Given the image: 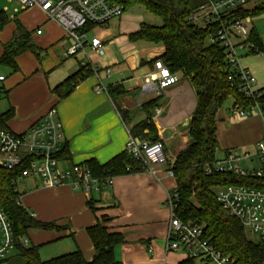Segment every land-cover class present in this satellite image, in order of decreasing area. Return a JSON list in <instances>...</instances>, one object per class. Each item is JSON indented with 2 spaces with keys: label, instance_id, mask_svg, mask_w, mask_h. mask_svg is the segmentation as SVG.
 <instances>
[{
  "label": "crops",
  "instance_id": "1",
  "mask_svg": "<svg viewBox=\"0 0 264 264\" xmlns=\"http://www.w3.org/2000/svg\"><path fill=\"white\" fill-rule=\"evenodd\" d=\"M208 1L191 0L189 9L193 11ZM261 3L252 2L246 10L252 11ZM139 6L125 11L106 26L89 31V39H101L105 47L102 56L90 46L76 56H68L70 42L64 30L47 21L37 9L25 11L39 17L32 23L35 33L30 34V42L37 48V54L25 51L15 60L16 72L11 69L13 74L10 77L0 74L5 77L0 82V100H5L0 111L12 110L14 115L7 127L21 134L55 107L64 129V156L58 160L60 169L87 164L90 160L102 165L123 154L128 140L127 129L148 122V112L152 114L151 120L169 161L176 160L190 143L187 131L182 127L189 124L197 106L195 90L180 73L175 74L179 78L177 85L161 94L145 88L146 78L156 76L155 64L161 61L165 48L132 38L143 23H156V17ZM258 17H252V30L256 32ZM12 26L15 28L14 24ZM37 28L42 30L41 35L36 34ZM11 40V37L0 40V58L4 44ZM241 65L255 76L256 89L264 90V52L244 54ZM81 67L91 73L78 81L68 97L61 99L53 93ZM98 85H102L106 92L97 93L95 88ZM110 85L123 87L124 93L116 99L119 110L107 92ZM229 100L231 106L225 108ZM229 100L217 113L219 149L221 153L236 149L252 154L264 135V118L254 114L246 119H234L231 107L235 101L233 98ZM158 111H161L159 115ZM120 112L125 114L126 123ZM144 133L148 134V130ZM153 169L154 174L143 169L115 176L110 189L95 192L91 198L68 185L48 188L41 180L25 179L19 186L21 205L37 221L63 227L61 230H30L27 239L31 243L28 245L37 246L40 251L47 244L65 239L68 243L64 246L66 252L80 250L87 260H92L94 249L87 229L106 215L107 227L125 238V244L116 248V257L123 264L181 263L185 257L166 252L170 213L164 203L169 191L176 187V180L164 175L165 166ZM89 199L99 210L96 214L87 205Z\"/></svg>",
  "mask_w": 264,
  "mask_h": 264
},
{
  "label": "trees",
  "instance_id": "2",
  "mask_svg": "<svg viewBox=\"0 0 264 264\" xmlns=\"http://www.w3.org/2000/svg\"><path fill=\"white\" fill-rule=\"evenodd\" d=\"M124 6L125 11L137 5L158 18L162 25L143 23L141 30L132 38L152 44L163 45L165 53L161 62L169 67L173 74L180 73L195 90L197 106L191 121L186 127L190 143L176 157L173 173L176 180L175 192L178 194L176 214L184 222L200 225L205 230V239L222 254L229 256L235 264H264V247L245 231L235 217L231 216L217 201V193L225 186H248L264 189V178L242 177L232 173L213 171L207 174V167L213 166L219 153L217 142V113L229 98L234 99L244 108L254 103L238 91L237 79L229 80L230 68L225 57V50L218 43L208 39L215 28H198L190 20L193 11L189 9L191 0H115ZM264 14V2L252 11L242 10L240 17H258ZM15 21L13 39L4 44L0 65L18 70L16 58L27 50L37 54V48L30 42V34L23 33L21 23L10 19L8 13H0V32ZM93 27H88V31ZM249 42L253 43L251 53L264 52V40L252 30ZM91 72L86 67L70 76L53 90L59 98L68 97L78 81ZM122 86L107 88V92L117 109L116 99L122 95ZM264 92V90H262ZM264 103V97L259 100ZM151 105V104H149ZM153 106V105H151ZM149 106L146 107L148 109ZM121 113V112H120ZM12 110L0 111V129H8L7 124L13 118ZM126 123L125 114L121 113ZM148 112V122L137 124L131 129L133 136L142 140L161 142ZM148 130V134L144 131ZM166 152V150H165ZM64 156V149L58 160ZM167 156V155H166ZM168 159V157H167ZM34 159H26L19 166L8 169L0 166V205L4 208L14 232L16 249L11 264H123L116 257V248L125 244L124 236L107 227L108 217L102 215L96 224L87 229L92 242L94 256L87 260L80 250L66 253L59 257L42 260L39 247L24 246L19 238H27L32 229L44 231L61 230L56 223L37 221L20 202L18 178H22ZM86 165L94 177L104 179L137 172L144 169L125 151L105 164L90 160ZM129 166V167H128ZM88 207L97 213L93 200ZM72 235V234H71ZM7 262V260L3 261ZM0 262V263H3ZM179 264H196L191 258H185Z\"/></svg>",
  "mask_w": 264,
  "mask_h": 264
},
{
  "label": "built area",
  "instance_id": "3",
  "mask_svg": "<svg viewBox=\"0 0 264 264\" xmlns=\"http://www.w3.org/2000/svg\"><path fill=\"white\" fill-rule=\"evenodd\" d=\"M3 0H0L2 2ZM6 4L0 13H9L8 5L13 6L12 19L20 12L32 9L39 10L47 21L60 26L66 39L70 42L68 56H76L90 46L99 55H104L105 47L100 38L89 39L88 27H104L111 20L119 18L124 12V6L115 0H5ZM264 0H209L196 8L190 16L191 22L198 28H215L209 41L218 43L225 50L227 64L231 71L230 81L237 79L238 91L254 103L247 108L238 103L231 107L234 119L242 120L252 115L264 118V97L262 90L256 89L257 80L253 73L241 65L244 54L252 52L253 43L249 42L253 18L240 17L238 14L246 10L252 2ZM201 20L199 24L198 21ZM41 35L42 30L36 29ZM157 74L146 78L145 88L149 91H163L177 85L179 78L161 61L156 62ZM5 80L0 76V82ZM97 93L106 92L102 85L95 88ZM161 111H158V115ZM128 140L125 151L134 160L140 162L144 169L154 172L155 166H165L164 175L174 179V161H169L162 142H148L133 136L127 129ZM64 144V129L55 107L33 125L28 131L18 134L10 129H0V166L14 168L26 159H34L22 178L16 181L18 188L27 178L41 180L45 187L57 188L68 185L73 190L82 191L89 198L93 193L110 189L114 177L99 179L84 164H75L66 169H60L58 156ZM246 161L248 167H242ZM255 163L256 166H251ZM213 171L232 173L242 177L264 178V135L256 144L254 153H241L236 149L219 153L213 166L207 167V174ZM176 188V187H175ZM173 188L167 194L164 205L170 213L167 232L166 252H185V258H191L196 264H235L229 257L218 251L205 239L202 226L184 222L176 214L178 194ZM19 191V189H18ZM217 201L229 214L240 221L245 231L256 237V241L264 247V189L248 186H225L219 189ZM33 216V215H32ZM34 217V216H33ZM19 242L28 246L25 237ZM16 249V240L11 222L0 205V262L8 260ZM165 264H168L165 262Z\"/></svg>",
  "mask_w": 264,
  "mask_h": 264
},
{
  "label": "rangeland",
  "instance_id": "4",
  "mask_svg": "<svg viewBox=\"0 0 264 264\" xmlns=\"http://www.w3.org/2000/svg\"><path fill=\"white\" fill-rule=\"evenodd\" d=\"M5 4H6V1L5 0H3L2 2H0V10L2 9V7ZM8 6L10 8V12L8 13V15H9V18L11 19L12 15H13V11H12L13 6H16V5L14 4L13 6L12 5H8ZM138 8H142L141 5ZM37 17H38V15H36V14H32V13L31 14L30 13H27L26 14L25 12H20L18 15H16V19L18 20L19 23H21V26L23 28V30H22L23 33H25V32L28 33V34L35 33V27L33 26L34 24H32V23L35 22V20H37L39 18V17L38 18ZM256 19H257L255 21L256 30L259 33L260 37L262 39H264V14L262 16L256 18ZM154 22H156V23L155 24L151 23V24L157 25V26L162 25V22L159 19H157V18L154 19ZM10 24H9V26L4 31L0 32V40L1 41H3L7 37H11V39H13L12 36H14V32H15L14 30H15L16 26L14 28V26H12V25L15 24V21L14 22H11ZM31 26H33V27H31ZM0 74H3L5 76H7V77H10L11 74H13V71L10 68H8V67H5V66L0 65ZM0 87H1V83H0ZM230 103H231V101L229 100L225 104V108L228 107V106H231ZM4 104H5V100L3 98H1V100H0V108ZM129 128L132 129L133 126H130ZM146 141L153 142L154 140L153 141L152 140H150V141L149 140H146ZM169 146L171 148H173V143H170ZM241 166L244 167V168L245 167H248L249 166V163L246 162V161H243L241 163ZM251 166H256V164L255 163H252ZM19 188L21 190V187H19ZM251 239L254 240V241L257 240L256 237L253 236V235H251ZM29 241L30 240H28V242ZM66 242L67 241H65V239H63L62 241H59V242H56V243L47 244L44 247H42L41 250L39 251L40 256H41V259L44 260V261H46V260H50V259L59 257V256L64 255L66 253H70V252H66V250H65L66 248L64 246H66V244H68ZM59 247H60V249H59ZM169 254H176L177 256H179V258H183V257H186L187 256V254L185 252H182V251L181 252H171ZM13 257H14V254H12L10 256V258L7 260V262H3V263H0V264H11L10 262H12L11 259ZM169 262H172V260L170 259V257H169ZM174 262H176V261H174Z\"/></svg>",
  "mask_w": 264,
  "mask_h": 264
},
{
  "label": "bare ground",
  "instance_id": "5",
  "mask_svg": "<svg viewBox=\"0 0 264 264\" xmlns=\"http://www.w3.org/2000/svg\"><path fill=\"white\" fill-rule=\"evenodd\" d=\"M190 100V99H189ZM194 102L193 98H192V103ZM174 103V102H173ZM183 106V105H182ZM190 106H192V104H190ZM178 114V113H177ZM176 114V115H177ZM174 115H175V112H174ZM185 115V114H184ZM170 120V119H169ZM166 124V123H165Z\"/></svg>",
  "mask_w": 264,
  "mask_h": 264
},
{
  "label": "water",
  "instance_id": "6",
  "mask_svg": "<svg viewBox=\"0 0 264 264\" xmlns=\"http://www.w3.org/2000/svg\"><path fill=\"white\" fill-rule=\"evenodd\" d=\"M186 125H188V123H186Z\"/></svg>",
  "mask_w": 264,
  "mask_h": 264
}]
</instances>
